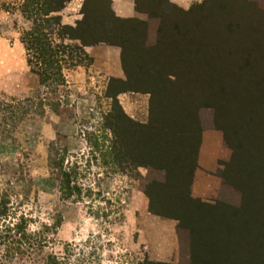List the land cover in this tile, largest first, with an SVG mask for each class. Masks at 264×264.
Listing matches in <instances>:
<instances>
[{
    "label": "trees",
    "instance_id": "trees-1",
    "mask_svg": "<svg viewBox=\"0 0 264 264\" xmlns=\"http://www.w3.org/2000/svg\"><path fill=\"white\" fill-rule=\"evenodd\" d=\"M70 1L19 0L1 4L6 12L18 11L28 23L18 30L19 40L27 66L37 77L45 96L37 95L35 101L0 96V141L13 139L12 133L22 121L30 118L31 113L39 116L46 110L61 111L59 108L65 105V100L59 93L66 86L63 70L67 63L69 66L80 65L79 59L89 56L85 46L99 43L117 46L126 90L150 95L149 119L146 124L128 119L134 125L131 130L121 128L118 122L123 112L116 99L119 92L106 94L112 99L108 145L111 162L119 166L122 159L131 160L135 166L140 164L162 170L168 179L162 187L175 189L169 202L175 209L166 211L162 201H155L158 192L155 181L151 180L143 186L148 211L176 218L180 228L186 227L187 222L192 221V215L208 211L190 192L200 130L194 125V107L189 94L216 110L224 105L222 113L226 120L221 123L227 131H230L229 114L232 116L233 112L240 122L236 131L244 138L249 135L245 136L240 130L252 132L250 145L264 160V121L260 122L263 118L252 122V126L248 117H264V31L260 30L264 27L263 14L259 18L254 16L255 4L247 0H205L203 5L180 11L179 20L171 25L175 40L160 41L164 28L158 27L156 40L143 45L145 23L116 16L111 0H83L79 10L81 18L74 25L63 23L60 12ZM149 3V15L154 16L158 7L154 8L155 0H149ZM138 5L139 0H134L137 10ZM159 18L163 24L165 15L161 13ZM221 18L225 19L226 25L220 23ZM13 24L15 26L14 21ZM236 35L239 39L233 40ZM237 46L247 49L251 57H255L256 66L252 67V63L249 68L234 72L228 68L231 65L225 62ZM165 88L168 92L163 93ZM220 120L224 118L220 117ZM57 140H60L58 136ZM53 144L49 146L48 186L56 188L65 200L81 201L83 196L89 197L91 190L77 179V161L65 159V144H60L61 154ZM246 161L244 172L253 175L257 171L253 168L261 162ZM169 172L174 174V182L173 177L169 179L171 177L166 175ZM28 181L30 179L24 180L25 183ZM258 182L261 185L256 197L253 194L247 206L231 213L226 222L231 264H264V174ZM10 204V194L0 191V264H66L68 243L63 246L62 255L45 251L61 219L40 223L32 229L27 214L14 212ZM233 216L235 224H232ZM218 217L221 219L222 214L216 213V220H213L205 213L199 226L195 225L198 230L194 224L188 226L191 263L226 264L223 249L226 247H219L212 239Z\"/></svg>",
    "mask_w": 264,
    "mask_h": 264
},
{
    "label": "rangeland",
    "instance_id": "rangeland-1",
    "mask_svg": "<svg viewBox=\"0 0 264 264\" xmlns=\"http://www.w3.org/2000/svg\"><path fill=\"white\" fill-rule=\"evenodd\" d=\"M10 1L19 0H0V96L35 101V96L45 95L41 93L43 90L38 85L37 77L27 66L18 33L28 23L18 11L6 12L1 8L2 3ZM204 1L192 0L179 4L171 0H155L154 8L158 7V12L154 16L148 12L149 0H139L138 10L134 5L130 8L128 4L119 7L123 18H135L145 23L144 45L156 40L158 27L164 28L160 41L175 40L171 25L179 20L180 11L203 5ZM247 1L255 4L257 11H253L254 16L259 18L263 14L264 18V0ZM69 12L63 10L62 15ZM161 13L166 20L163 24H160ZM219 21L226 25L225 19ZM260 30L263 32L264 27ZM238 35L244 39L241 34ZM239 37L236 35L233 40ZM100 46L103 50L95 56L96 61L89 55L79 59L80 65L66 64L63 70L66 86L59 93L60 98L64 97L65 100L63 110L62 107L57 113L46 110L39 116L31 113L30 118L22 121L12 133L13 139L0 141V191L5 190L10 194V206L14 212L27 214L32 229L40 223L61 219L45 251L62 255V248L68 243L70 248L66 264H193L189 257L190 236L187 228L194 224L198 230L196 226H199L205 213L213 220H216V213L222 214L221 219L218 217L212 239L219 247H226L223 248L224 263L231 264L232 259L227 252L230 243L226 222L231 213L247 206L253 194L256 197L261 185L258 181L264 174V160L258 150L250 145L252 132L240 130L245 136L249 135L246 138L238 134L236 129L240 122L233 112L232 116L229 114L230 131H227L221 123L226 120L222 113L224 105L216 110L189 94L191 106L194 107V125L200 130L190 192L208 211L192 215V221L187 222L184 228L178 226L176 218L149 212L143 186L151 180L155 181L158 192L155 201H162L166 211L168 208L175 209L174 205L169 204L175 189L162 187L168 179L160 169L140 164L135 166L131 160L122 159L119 166L111 162L108 145L111 139L109 123L112 99L106 94L119 92L116 99L123 117L118 124L127 131L134 126L128 119L134 123H147L150 95L126 90L120 48L103 43ZM230 54L225 63L231 65L228 68L232 72L244 67L247 69L252 63V67L256 66L255 57L252 58L247 49L237 46ZM116 73L121 76H115ZM167 89L163 93L168 92ZM220 117L224 120L221 121ZM248 117L252 126V122H259L261 118L260 122L264 121L263 115L258 119ZM57 136L60 140H57ZM51 143H54L53 148H57L59 154L61 145L65 144V159L77 161V179L89 187L92 192L89 197L83 196L81 201L65 200L56 188L48 186L47 163ZM246 160L261 162L253 168H257L253 175L244 172ZM166 175L171 177L169 179L174 176L172 172ZM25 179L30 181L25 183ZM172 180L174 182V177ZM234 221L233 216L232 224H235Z\"/></svg>",
    "mask_w": 264,
    "mask_h": 264
},
{
    "label": "crops",
    "instance_id": "crops-1",
    "mask_svg": "<svg viewBox=\"0 0 264 264\" xmlns=\"http://www.w3.org/2000/svg\"><path fill=\"white\" fill-rule=\"evenodd\" d=\"M82 1L83 0H71L70 2L66 4V7L63 8L60 12L63 23L74 25L75 21L81 18V14L79 13V10H80ZM171 1L174 3L183 4V3H189L192 0H171ZM111 2L113 4L112 8L115 12V15L119 17H123V15H121L120 13L121 8L119 7V5L128 4L130 8H132L134 5V0H111ZM63 10H69L70 12L68 15L63 16L62 15ZM100 44L102 43L84 47L85 52L91 57H93L95 61H96L95 56L98 54L99 51L103 50L102 49L103 47H101ZM115 76H121V75L116 73Z\"/></svg>",
    "mask_w": 264,
    "mask_h": 264
}]
</instances>
